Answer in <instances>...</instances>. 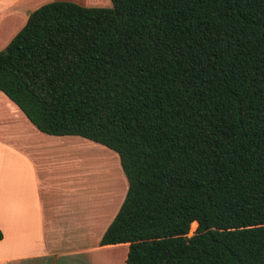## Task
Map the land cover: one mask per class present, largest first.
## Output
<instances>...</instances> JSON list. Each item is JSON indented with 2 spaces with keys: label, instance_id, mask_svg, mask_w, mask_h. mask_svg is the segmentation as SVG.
Wrapping results in <instances>:
<instances>
[{
  "label": "trees",
  "instance_id": "trees-1",
  "mask_svg": "<svg viewBox=\"0 0 264 264\" xmlns=\"http://www.w3.org/2000/svg\"><path fill=\"white\" fill-rule=\"evenodd\" d=\"M109 1L29 13L0 93L116 155L124 264H264V0Z\"/></svg>",
  "mask_w": 264,
  "mask_h": 264
},
{
  "label": "crops",
  "instance_id": "crops-1",
  "mask_svg": "<svg viewBox=\"0 0 264 264\" xmlns=\"http://www.w3.org/2000/svg\"><path fill=\"white\" fill-rule=\"evenodd\" d=\"M35 2L110 7L109 0H0V46ZM91 144L38 132L0 93V264H124L127 244H98L116 213L114 193L98 201L97 190L81 186L83 149L97 151Z\"/></svg>",
  "mask_w": 264,
  "mask_h": 264
},
{
  "label": "rangeland",
  "instance_id": "rangeland-1",
  "mask_svg": "<svg viewBox=\"0 0 264 264\" xmlns=\"http://www.w3.org/2000/svg\"><path fill=\"white\" fill-rule=\"evenodd\" d=\"M35 9L40 6L35 2ZM38 4V5H37ZM0 45L2 40L6 37H0ZM9 38V37H7ZM12 38V37H11ZM9 40V39H8ZM5 47L0 46V51H3ZM96 147L97 151L83 149V156L87 157L89 162L83 164V176L81 178V186L85 192L86 189L97 190L98 201L102 200L108 192L110 195L114 193L116 204L115 210L117 211L119 204L121 203L125 190L126 181L121 173L118 159L116 155L110 150L97 145L91 144ZM195 228L190 227L187 237L191 236Z\"/></svg>",
  "mask_w": 264,
  "mask_h": 264
}]
</instances>
